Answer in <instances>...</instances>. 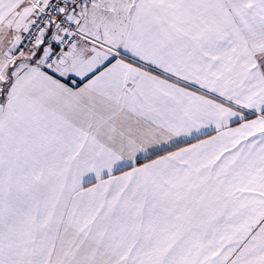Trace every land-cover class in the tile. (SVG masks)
<instances>
[{
  "label": "snow or ice",
  "instance_id": "6c2138e0",
  "mask_svg": "<svg viewBox=\"0 0 264 264\" xmlns=\"http://www.w3.org/2000/svg\"><path fill=\"white\" fill-rule=\"evenodd\" d=\"M0 264H264V0H0Z\"/></svg>",
  "mask_w": 264,
  "mask_h": 264
}]
</instances>
